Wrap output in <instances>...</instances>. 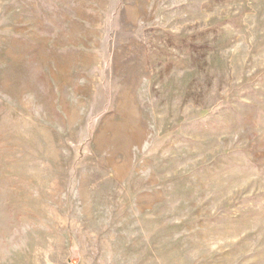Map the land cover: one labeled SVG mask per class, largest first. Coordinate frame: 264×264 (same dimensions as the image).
Segmentation results:
<instances>
[{"label":"rangeland","instance_id":"374dc122","mask_svg":"<svg viewBox=\"0 0 264 264\" xmlns=\"http://www.w3.org/2000/svg\"><path fill=\"white\" fill-rule=\"evenodd\" d=\"M0 264H264V0H0Z\"/></svg>","mask_w":264,"mask_h":264}]
</instances>
